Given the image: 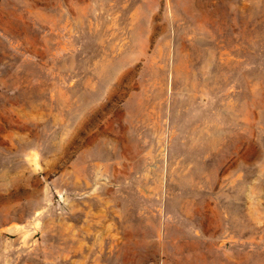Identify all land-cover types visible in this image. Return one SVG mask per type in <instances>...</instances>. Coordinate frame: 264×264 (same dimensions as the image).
I'll list each match as a JSON object with an SVG mask.
<instances>
[{"label": "rangeland", "instance_id": "rangeland-1", "mask_svg": "<svg viewBox=\"0 0 264 264\" xmlns=\"http://www.w3.org/2000/svg\"><path fill=\"white\" fill-rule=\"evenodd\" d=\"M0 264H264V0H0Z\"/></svg>", "mask_w": 264, "mask_h": 264}, {"label": "water", "instance_id": "water-1", "mask_svg": "<svg viewBox=\"0 0 264 264\" xmlns=\"http://www.w3.org/2000/svg\"><path fill=\"white\" fill-rule=\"evenodd\" d=\"M35 165H36L37 169L39 170L40 169L39 166L37 164H35Z\"/></svg>", "mask_w": 264, "mask_h": 264}]
</instances>
